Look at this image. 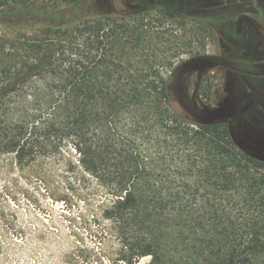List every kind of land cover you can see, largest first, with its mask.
I'll use <instances>...</instances> for the list:
<instances>
[{"label":"trees","instance_id":"1","mask_svg":"<svg viewBox=\"0 0 264 264\" xmlns=\"http://www.w3.org/2000/svg\"><path fill=\"white\" fill-rule=\"evenodd\" d=\"M133 11L118 14L113 0H0V157L46 163L44 177L96 197L102 240L117 241L96 264H264V131L189 125L174 104L187 62L176 58L216 39L217 24L174 19L175 36ZM196 76L188 88L208 96Z\"/></svg>","mask_w":264,"mask_h":264},{"label":"rangeland","instance_id":"2","mask_svg":"<svg viewBox=\"0 0 264 264\" xmlns=\"http://www.w3.org/2000/svg\"><path fill=\"white\" fill-rule=\"evenodd\" d=\"M113 2L117 13L127 17L135 9L151 13L155 25L175 36L183 30L174 19L209 15L218 27L216 39L206 47L196 44L191 54L184 53L174 62L187 61L177 72L184 81L173 90L174 104L189 118V125L216 120L228 122L238 134L248 127L264 131V0ZM165 41L159 45L167 47L177 38ZM193 71L198 82L204 79L210 87L208 96L199 94L195 82L188 88ZM46 172V163L20 166L12 155L0 157V264H67V260L96 264L101 248L112 249L117 243L102 240L105 228L98 218L96 197L65 191L58 174L49 173L47 178ZM72 251L75 255L65 256ZM150 260L145 257L139 264ZM102 261L112 263L107 257Z\"/></svg>","mask_w":264,"mask_h":264}]
</instances>
